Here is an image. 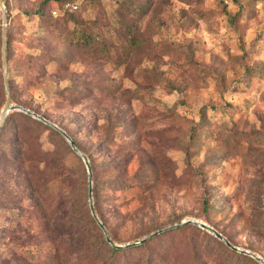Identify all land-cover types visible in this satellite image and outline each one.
<instances>
[{
	"label": "rangeland",
	"instance_id": "374dc122",
	"mask_svg": "<svg viewBox=\"0 0 264 264\" xmlns=\"http://www.w3.org/2000/svg\"><path fill=\"white\" fill-rule=\"evenodd\" d=\"M3 2L0 73L5 25L11 102L65 128L93 163L115 164L96 170L102 215L108 217L112 200H124L122 209L130 210L114 229L117 243L196 219L251 259L193 223L168 227L109 261L100 258L106 264H263L248 252L264 258V0ZM66 2L77 7L71 11ZM68 145L12 114L0 134V171L9 160L4 154L15 157L20 146L27 158L57 151L63 160L57 176H72L76 202L81 166ZM135 171L144 185L151 175L149 189H108L109 178ZM58 262L84 264L71 253Z\"/></svg>",
	"mask_w": 264,
	"mask_h": 264
},
{
	"label": "trees",
	"instance_id": "16d2710c",
	"mask_svg": "<svg viewBox=\"0 0 264 264\" xmlns=\"http://www.w3.org/2000/svg\"><path fill=\"white\" fill-rule=\"evenodd\" d=\"M68 9L72 11L75 8ZM10 50L11 40L6 36L7 61ZM7 81L11 100L12 84L8 73ZM1 85H4V75L2 72L0 73V95L1 92L3 95ZM2 105H4L3 98L0 102V112L1 107H3ZM23 107L28 108L26 104ZM12 114H16L26 121L28 120L30 124L36 127L49 129L60 138L63 139L64 137L66 139L54 126L19 108H13L7 113L1 125L0 134ZM40 115L45 117L44 114ZM61 128L68 133L65 128ZM72 139L79 148L76 140L74 138ZM68 146L70 150L76 152L70 144ZM20 148L19 154L15 157L9 156V152L4 154L9 160L6 167L0 171V212L3 215L0 218V264H59V258L62 254L65 255L66 253L80 256L84 264H106L111 254L119 255L124 252H130L131 248L138 245L117 247L106 239L102 228L91 213L88 193V173L83 159L77 152L81 172L78 178L76 202H74L72 200L71 189L74 179L72 176L69 177V174L66 172V174L64 172L61 173H64L62 179L67 181L70 186V189L66 192L62 189L61 181L63 183V180L57 176V169L63 167V160L57 154V151L38 150V155L27 158L28 154L23 151L24 146H20ZM87 158L91 166L92 174L91 199L93 208L97 217L106 228L112 242L117 243L114 229H116V226L121 221L130 217V210L122 209V205L125 203L122 201L124 200L121 202L112 200L108 203L110 209L106 210L108 217L102 215V210L99 211L97 206L98 195L101 190L99 188V181L97 180L98 172L96 170L97 167H102L101 169L103 171L112 169L115 167V164L111 160L93 163L88 156ZM42 161L43 165L40 163ZM51 170H55V175L52 176L49 174ZM139 174L135 171L128 178H109L107 180L108 189L111 191L122 190L126 187L134 186V184L143 188L146 186L149 189L151 175L148 176V182H145L146 185H144ZM55 181L58 182L56 187L54 186ZM58 190H63V192L58 194ZM190 223H193V226L199 230H206V232L212 233L205 227L194 222L181 223L171 228H179L181 225ZM171 228L160 231L152 235V237ZM92 237L93 240L98 241L94 246L90 240ZM152 237L146 238L138 246L141 244V246H144V243ZM214 237L217 240H221L215 235ZM227 249L246 260L251 259L246 254L238 252L232 247H227ZM101 255H105L104 258L105 260L108 259V261L106 262L100 258ZM152 255L153 261L155 260V254ZM95 259L99 262H95ZM113 264L121 263L113 262Z\"/></svg>",
	"mask_w": 264,
	"mask_h": 264
},
{
	"label": "water",
	"instance_id": "95a60500",
	"mask_svg": "<svg viewBox=\"0 0 264 264\" xmlns=\"http://www.w3.org/2000/svg\"><path fill=\"white\" fill-rule=\"evenodd\" d=\"M0 6H1V9H2V13H3V18H4V2L3 0H0ZM1 56H2V67H3V75H4V85H5V90H6V99H5V103L1 109V112H0V128H1V125L2 123L4 122V119L7 115V113L13 109V108H19L21 110H24L25 112L45 121L46 123L54 126L56 129H58L67 139V141L69 142V144L71 145V147L81 156V158L83 159L84 163H85V166H86V169H87V173H88V193H89V204H90V209H91V213L92 215L95 217V219L97 220L99 226L102 228L104 234H105V237L106 239L114 246H117V247H122V246H129V245H134V244H138L140 242H142L143 240H145L146 238L160 232L161 230H164L168 227H171V226H167V227H163V228H160V229H157L155 231H153L152 233L140 238L139 240H135V241H132V242H128V243H125V244H119V243H114L112 242L106 228L104 227L103 223L99 220V218L97 217L96 213H95V210L93 208V203H92V199H91V189H92V174H91V166H90V163L88 161V158H87V155L82 152L74 143L72 137L67 133L65 132L61 127H59L58 125H56L55 123H53L52 121L48 120L47 118L43 117L42 115H40L39 113L33 111V110H30L28 108H25L21 105H17V104H13L10 100V94H9V88H8V81H7V60H6V35H5V25H3L2 27V42H1ZM185 222H194L196 224H199L200 226H203L205 227L206 229H208L210 232H212L215 236H217L218 238H220L221 240H223L228 246L234 248V249H238L235 245H233L229 239L224 236L220 231H218L216 228H214L213 226H211L210 224L206 223L205 221H202V220H192V219H184V220H181L178 224H181V223H185ZM178 224H173L172 226H175V225H178ZM244 252H248L246 250H242ZM250 253L252 256H254L255 258H257L261 263L264 264V258L261 257L260 255H257L256 253L254 252H248Z\"/></svg>",
	"mask_w": 264,
	"mask_h": 264
},
{
	"label": "built area",
	"instance_id": "2783aa9c",
	"mask_svg": "<svg viewBox=\"0 0 264 264\" xmlns=\"http://www.w3.org/2000/svg\"><path fill=\"white\" fill-rule=\"evenodd\" d=\"M66 7L67 8H76L77 7V4L76 3H74V2H66ZM52 14L53 15H57L58 14V11H57V9L56 8H53L52 9Z\"/></svg>",
	"mask_w": 264,
	"mask_h": 264
}]
</instances>
